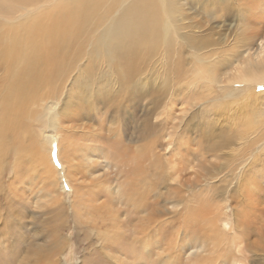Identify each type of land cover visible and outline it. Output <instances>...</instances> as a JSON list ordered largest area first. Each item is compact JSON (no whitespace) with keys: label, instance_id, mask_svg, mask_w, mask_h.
Segmentation results:
<instances>
[{"label":"rangeland","instance_id":"1","mask_svg":"<svg viewBox=\"0 0 264 264\" xmlns=\"http://www.w3.org/2000/svg\"><path fill=\"white\" fill-rule=\"evenodd\" d=\"M63 1L0 0L12 9L0 18V264H264L261 89L244 107L249 201L228 186L236 158L229 167L221 146L225 67L263 38L264 0H96L80 37L66 38L70 57L50 86L30 104L12 99L9 31L47 21L40 14ZM35 7L46 11L27 12ZM39 49L34 56L47 59ZM50 102L56 130L43 120ZM54 131L72 188L45 141ZM238 218L245 230L236 231Z\"/></svg>","mask_w":264,"mask_h":264},{"label":"bare ground","instance_id":"2","mask_svg":"<svg viewBox=\"0 0 264 264\" xmlns=\"http://www.w3.org/2000/svg\"><path fill=\"white\" fill-rule=\"evenodd\" d=\"M14 1L23 3L24 0H20V1L14 0ZM33 1L35 0H25L24 3L30 4V3H33ZM67 1H71V0H66L65 2L63 1L64 4H63V7L61 8L62 10H59L56 7L57 9L49 10L48 13L45 12L46 7L45 8L35 7L33 9L31 8L32 10L28 9L29 10L27 11L28 13H30V11H33V13L34 11L38 12L39 10L44 11L45 13L40 14V16L42 15L40 18L45 17L47 21L46 20L44 21L43 18L40 20H36V21H29V22H26L24 25H19L18 28L21 30L12 28L11 31H9L10 32V35L8 38L9 47L5 49V55L7 56L8 60L11 63V66H12L11 68L14 73V76L13 77L9 76L10 79H8V81L6 82V87L4 89V92L8 93L12 99L20 100V101H23L24 103L30 104L32 99L38 93L39 89L47 85L50 86L49 80L58 75V73L56 72L57 70L56 67H58V65L60 64H64L65 59H67V57L69 56L68 49L70 47L69 48L67 47L70 42L72 43V41L70 40L69 42L67 41L66 38L70 37V38L78 39V37H80L83 31V27H85L84 22L87 18L91 16V12L93 11V8H95L93 7L95 6L94 3L96 2V0H73L74 2L78 1L77 4H79L80 2L81 3L84 2L86 4V7L84 8H86L87 11H82V10L78 11L72 6V4L68 3ZM6 4L0 3V18L1 19L2 18L6 19L7 16L5 15L6 14L8 15L10 13L8 10L10 11L12 10L10 9L9 6L7 7ZM57 14L67 15V21L66 22L62 21L59 17L60 15L57 16ZM39 22H40V25H39ZM46 22L48 23L47 27H46ZM110 28H111L110 26L104 27V29L108 31L111 30ZM38 34H40V36ZM36 35H37V38L35 37ZM105 36L106 35L100 36L99 39H97V42H98L97 48L102 49L104 53L109 52L110 45L112 44V42L110 41L111 38L108 36L106 37ZM258 37H260V34H257L255 36V38H258ZM261 38L262 37L258 39V42H257L258 44L256 43L257 46L253 42V44L249 45L247 49L242 50V51L241 50L238 51L237 49V51H235L236 52L235 54L238 55L237 56L238 58L237 59L235 58L237 61L227 62V65L225 67V79L222 82V88H223L222 98L224 102L221 105L222 106L221 108L224 112L225 129H224V133L222 136L224 140V144H221V146L224 145L222 148H225L224 150L225 160L228 161L229 167L231 165L232 159L236 158L235 167L233 169L227 168L228 169L227 183H228V186L236 185L237 190L235 191L238 192L239 198L246 197L245 199L241 201L238 200L239 203L240 202L243 203L244 200L249 201L250 197L247 194L249 192L248 188H252L242 179V168H243L242 161H243L244 154H242L243 152L241 148L243 147L244 141L246 139V134H245V129H244L245 122L248 117V114L245 113L246 111L244 109L246 105V100L251 99V96L256 92V90L261 89V93H264V35H263V38L262 39ZM94 45L96 47V40H95ZM34 47L40 48V49L43 48L45 51H48L46 53L47 59L42 58L43 55H45L44 53L43 55L41 54L42 57L38 60L32 53V48ZM57 55L59 56L58 59L55 58ZM106 58L108 59L109 62H111L109 56ZM41 65H44L43 68H45V70L40 68ZM109 65L110 64H107L106 66L108 67ZM15 78L17 79L14 81ZM211 83L212 81H209L208 84H211ZM76 86L80 87L81 84H76ZM52 90H54L53 92H56V89H52ZM213 90L214 88L213 89L210 88V91H209L210 95L215 92V91L213 92ZM82 91L84 92L83 88L81 89V91H78V92L83 93ZM257 93H260V92L257 91ZM210 95L208 96L210 97ZM208 96L207 98H209ZM214 96L217 97L216 95ZM217 98H220V97L218 96ZM34 99H36V97ZM10 108L11 107H9V109ZM14 108L11 111L13 112L14 117L16 116L17 118L21 119L22 115L18 111H15ZM57 109H58V104L56 102H50L49 104L47 103L45 107V114L43 116V120L46 121L47 124L49 123L51 127H53L52 130H56L54 128L57 127V125H59V114L57 112ZM8 111H5L3 113L6 114ZM49 112L51 113L48 115ZM261 123L264 124V121H262ZM112 137L114 138L117 137V134H114ZM45 141H48L47 143L51 147V151L53 153L52 157H55L56 158L55 160L58 162L56 163V165H63L62 157H61L62 154H60L61 152L60 143L61 142H60V138L58 137V134H56L54 131V135L47 136ZM234 146L237 147L236 150H234L233 148ZM49 149L50 148H48V150ZM215 149L217 148H213L212 150H215ZM51 159H54V158H51ZM62 167H63V171L59 172L57 170L59 173V176L61 179H63L66 182V184H69L70 188H72L67 178L68 168L66 169L64 165ZM66 184L60 187L62 191L67 190ZM253 188L252 190L255 191ZM245 191L246 193H244ZM239 216L240 215H238V217ZM240 218H243L242 215L240 216ZM193 219H194V216L191 215L190 220H193ZM238 224H240V226ZM238 224L236 226V231L245 230V228L248 225V223H246L245 220H240V219H239ZM262 233H259V235L261 236ZM242 241L243 240H241L240 242ZM235 247H236V251H239V253H242L241 252L242 250H239L240 246L236 244ZM233 258L235 259H233L232 264H239V263H242L243 261V257H240V256L233 257Z\"/></svg>","mask_w":264,"mask_h":264}]
</instances>
